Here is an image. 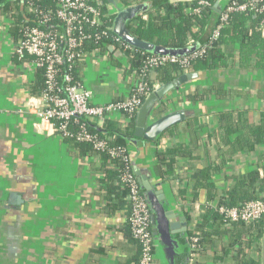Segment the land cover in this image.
Listing matches in <instances>:
<instances>
[{"label": "crops", "instance_id": "0c3cea01", "mask_svg": "<svg viewBox=\"0 0 264 264\" xmlns=\"http://www.w3.org/2000/svg\"><path fill=\"white\" fill-rule=\"evenodd\" d=\"M226 3L221 0L217 10ZM143 19L148 20L149 16L144 15ZM13 23L11 13L0 9V264H134L139 249L127 222L131 209L125 197L124 202L105 198L104 159L68 143L24 110L25 103L39 98L41 93L34 92L37 69L33 59H21L15 54ZM123 57L120 51L107 48L87 52L79 63V78L93 92V104L127 97L136 76L127 59L124 64ZM197 75L179 83L161 99L149 123L181 110L186 111L187 120L155 141L138 138L128 145L138 181L151 187L144 193L156 217L154 264H191L188 245L203 223V214L217 211L223 193L238 177L264 166L262 147L233 155L213 176L216 199L208 203L207 192L197 191L194 173L223 159L218 147L220 113L249 111L258 121L264 111V72L223 69ZM150 79L158 85L154 91L163 86L157 73L153 72ZM107 120L127 125L122 114L93 124L103 130ZM193 143L203 151L191 159L174 158L175 171L170 172L161 163V153L175 146L191 147ZM111 184L115 188L118 182L114 179ZM164 213L175 216L177 229L170 230ZM213 225L210 221L206 229H213ZM222 245L218 241L214 249L220 251ZM253 250V256L258 257ZM234 255V251L229 252L224 260L214 261L215 253L209 249L196 261L237 264ZM260 255L264 264V238Z\"/></svg>", "mask_w": 264, "mask_h": 264}, {"label": "trees", "instance_id": "16d2710c", "mask_svg": "<svg viewBox=\"0 0 264 264\" xmlns=\"http://www.w3.org/2000/svg\"><path fill=\"white\" fill-rule=\"evenodd\" d=\"M104 1L106 3V0ZM121 1L125 6H131L132 4L131 0ZM138 1L146 7V12L130 21L127 24V30L140 41L165 49L185 50L191 48L188 47L190 41L194 42L192 47L198 49L209 42L220 22V13L214 7L205 8L200 17L188 15L187 11L196 4L194 1L176 4L170 3L169 0ZM210 1L213 2L214 0ZM29 4L34 7H40L44 11H55L57 9L56 0H0V9L4 12L9 11L12 15L16 43L19 40L20 31L23 27L37 24L36 17L30 11L31 6ZM101 10L103 14H107L108 12L106 6H103ZM144 15H148L149 19L144 20ZM195 27L199 28L198 32H195ZM45 28H58L59 31L63 32V29L60 28V21L56 18L45 25ZM92 31L96 32V30ZM115 35L112 33V36L103 37L100 41L86 42L79 51L86 54L95 49L107 50L106 44L112 43L113 36ZM121 51L125 59L131 62L135 68H139V70L143 68L146 59L152 56V54L137 48ZM78 66L79 64L72 72L75 80L81 81ZM223 69H245L264 72V30L261 29V16L252 13H235L231 15L229 23L220 30L218 39L211 44V48L208 49L206 54L192 61L189 65V72L193 73L213 72ZM66 73H68L67 66L64 65L61 76H65ZM155 73H157L159 82L162 85H167L173 81L181 83L180 78L186 74V71L177 64H167L157 69ZM45 81L44 71L37 69V88L34 90L35 94L42 92L45 87ZM59 81L61 85L64 84L62 77ZM135 120L136 118L125 126L107 120L103 130L96 128L92 123H88V125L90 126V132L98 134L101 138H107L109 146L127 147L130 142L138 140L134 134ZM219 128L220 139L218 147L221 152L219 153V157L223 156L221 163L215 162L212 165L204 166L194 173V175L192 174L196 180L197 191L205 190L207 192L208 203L216 199L217 187L212 182L213 176L222 170L224 165L229 161L227 159L239 153L254 152L257 147L264 149V111L259 114L258 121H255L249 111L222 112L219 115ZM73 130L75 133L79 131L78 127L73 128ZM66 141L82 148L84 151L94 152L104 159L103 183L106 186L103 188V193L105 198L108 201L115 199L118 202H124L122 198L125 197L130 206L128 189L120 181L127 169L124 165L120 164L119 159L112 158L108 153L98 154L91 145L80 143L75 138L67 139ZM201 149L198 145L196 146V143L187 148L175 146L169 148L165 153H161L159 157L161 163L172 172L176 169L174 158L191 159L195 154L203 151ZM224 149L226 151L222 154V150ZM130 167L133 170L132 163ZM114 179L118 182L115 188L111 184ZM197 191L194 193L195 197L197 196ZM184 195L185 193L182 192L181 196L184 197ZM146 199L149 203L148 197ZM251 200L264 202V166L261 170H254L238 177L237 181L223 193L219 201V207H238ZM151 212L153 213L152 209ZM202 218L203 223L196 228V234L201 239V249L197 253H194L192 257L193 264H202L196 261L197 257L209 249H212L215 253L214 261L224 260L226 254L234 251L235 255L233 257L237 264H262L260 243L264 238V216L251 223H231L224 216L220 215L218 211L214 213L208 210L203 214ZM210 221L214 224L213 229L207 230L206 228ZM151 228L152 235L156 240L157 236L154 234V225L151 224ZM130 236L138 245L139 255L138 259L134 262V264H138L141 247L138 241L133 238L131 229ZM218 241L223 244L220 251L214 249ZM253 249H256L258 257L253 256ZM218 253L222 254L219 255Z\"/></svg>", "mask_w": 264, "mask_h": 264}, {"label": "built area", "instance_id": "2783aa9c", "mask_svg": "<svg viewBox=\"0 0 264 264\" xmlns=\"http://www.w3.org/2000/svg\"><path fill=\"white\" fill-rule=\"evenodd\" d=\"M193 1L196 4L187 13L190 16L200 17L205 8L215 7L220 0H214V4L210 0ZM56 3L55 11H44L40 7L29 4L37 24L23 27L16 43L15 54L21 59L26 56L31 57L34 67L42 69L46 79L39 98L28 100L24 110L35 115L42 123L48 125L53 133L64 140L75 138L80 143L91 145L98 154L108 153L112 158L119 159L120 164L126 167L127 170L120 181L128 189L131 210L127 222L133 238L141 247L138 264H154L156 240L152 235L151 206L147 202L135 172L130 167L129 148L128 146H109L107 138H101L98 134L90 132L88 123L93 124L94 121L106 120L114 114H122L125 116V123L129 124L136 118L146 97L158 88V85L151 81V74L167 64H177L188 72L190 63L203 57L211 48V44L218 39L220 30L229 23L231 15L235 13L259 15L261 29L264 30V0H227L225 6L220 9V22L209 42L189 55L181 57L152 55L146 59L140 70L128 61L136 77L127 97L103 105L93 104V92L86 89L81 81L75 80L72 71L87 54L79 51L84 43L100 41L103 37L112 36L113 21L117 11L111 14L107 3L101 5L97 0H56ZM131 3V6L124 5V7L140 4L138 0H131ZM176 3H179L178 0L173 1V4ZM103 6L107 7V14L101 12ZM54 18L60 21L63 32L58 28H45V25ZM112 40V43L106 45L113 50L122 52L121 50L136 49L124 43L117 35L113 36ZM193 45L194 42L188 43V47ZM94 51H102V49ZM64 65L67 66L68 73L61 76ZM61 77L64 81L62 85L59 81ZM75 127L79 130L76 133L73 130ZM217 211L231 223H251L264 216V202L251 200L238 207L221 206L217 208ZM200 241L196 233L191 236L188 250L191 258L201 249Z\"/></svg>", "mask_w": 264, "mask_h": 264}, {"label": "water", "instance_id": "95a60500", "mask_svg": "<svg viewBox=\"0 0 264 264\" xmlns=\"http://www.w3.org/2000/svg\"><path fill=\"white\" fill-rule=\"evenodd\" d=\"M101 5L105 4L104 0H97ZM175 0H172V3ZM177 1V0H176ZM178 2H180L178 0ZM221 0L215 5L214 9L217 10V6L220 4ZM108 8L111 10L114 9L117 12L115 13V18L113 21L114 33L124 42L131 45L134 48L143 50L152 55H187L190 52L196 50V47L187 48L185 50H175V49H165L163 47L155 46L154 44L140 41L135 38L133 35L129 33L127 30V24L136 18L138 15L146 12V7L142 4L125 8L124 4L121 0H106ZM225 6V4L223 5ZM119 10V11H118ZM217 12L220 13V10ZM107 48L112 49L107 46ZM198 77L197 73L193 74H185L180 78L181 83H186L189 80L195 79ZM179 83L177 81H173L167 85H163L158 90L150 93L148 97H146L145 101L141 105L135 120V137L139 139H143L146 141H155L160 135L165 133L168 129L179 125L185 122L188 118V115L185 110L176 111L172 113H168L157 120L150 121V117L153 114V110L158 107L159 102L163 99L170 91L174 88H178ZM140 183L141 189L143 192L145 190L150 191V185L145 183ZM162 196V194H161ZM159 199H161L159 194ZM165 220L169 223L170 230H175L179 227L178 223H174V215L170 213H164ZM184 222V226L186 225L185 219H182ZM151 223L155 225L156 217L155 215L151 216ZM165 226V225H164ZM167 226H165L166 228ZM155 235H158V232H154Z\"/></svg>", "mask_w": 264, "mask_h": 264}, {"label": "rangeland", "instance_id": "374dc122", "mask_svg": "<svg viewBox=\"0 0 264 264\" xmlns=\"http://www.w3.org/2000/svg\"><path fill=\"white\" fill-rule=\"evenodd\" d=\"M109 12L111 13V14H114L115 12H116V10H114V9H112V10H109ZM123 62H124V64L126 65V59L123 57Z\"/></svg>", "mask_w": 264, "mask_h": 264}]
</instances>
